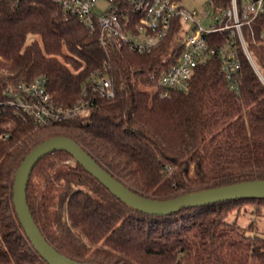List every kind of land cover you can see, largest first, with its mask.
<instances>
[{
  "label": "trees",
  "instance_id": "1",
  "mask_svg": "<svg viewBox=\"0 0 264 264\" xmlns=\"http://www.w3.org/2000/svg\"><path fill=\"white\" fill-rule=\"evenodd\" d=\"M225 11L232 0H212ZM246 0H238L240 6ZM175 20L162 42L139 53L105 47L98 31L68 14L57 0H0V264H49L29 240L13 203L15 173L41 141L76 139L134 191L171 198L192 191L264 178V81L239 46L240 93L229 86L222 60L199 64L187 92L161 95L158 67L172 62ZM264 76V12L244 27ZM224 43L229 32L209 35ZM113 79L116 94L99 96L76 118L39 126L8 103V88L47 78L54 102L69 107L90 77ZM150 87L149 88H147ZM28 203L47 240L61 253L94 264H264V231L227 219L236 199L153 215L116 197L66 151L34 167Z\"/></svg>",
  "mask_w": 264,
  "mask_h": 264
},
{
  "label": "built area",
  "instance_id": "2",
  "mask_svg": "<svg viewBox=\"0 0 264 264\" xmlns=\"http://www.w3.org/2000/svg\"><path fill=\"white\" fill-rule=\"evenodd\" d=\"M57 1L66 13L77 16L91 32L98 31L105 47H129L139 53L158 46L173 28L175 20L180 19L184 26L185 22L194 21L191 32L185 26L177 37L172 62L158 67L156 83L161 95L172 90L189 91L196 68L214 55L223 62L230 88L239 94L242 76L239 46L264 81L244 34V27L251 26L264 12V0H246L243 6L238 0H232V5L225 11H215V22L209 28L202 27L196 19L197 10L185 8L181 0H106L107 6L101 9L98 4L103 0ZM220 31L229 32V40L212 44L209 35ZM89 88L106 98L116 94L113 79L98 71L90 77L89 84L84 85L80 102L73 106H59L54 102L45 76L8 88V103L25 120L31 117L37 125L49 126L86 113L93 103ZM9 134L0 126V138H7Z\"/></svg>",
  "mask_w": 264,
  "mask_h": 264
},
{
  "label": "water",
  "instance_id": "3",
  "mask_svg": "<svg viewBox=\"0 0 264 264\" xmlns=\"http://www.w3.org/2000/svg\"><path fill=\"white\" fill-rule=\"evenodd\" d=\"M54 151L70 153L76 161L124 203L153 215H168L183 208L222 201L264 198V178L205 188L166 199L146 196L134 191L114 176L76 139L66 135L49 137L38 143L25 156L16 170L13 185V203L20 223L35 249L49 264H94L75 260L56 249L38 226L28 203L27 188L32 171L44 156Z\"/></svg>",
  "mask_w": 264,
  "mask_h": 264
},
{
  "label": "rangeland",
  "instance_id": "4",
  "mask_svg": "<svg viewBox=\"0 0 264 264\" xmlns=\"http://www.w3.org/2000/svg\"><path fill=\"white\" fill-rule=\"evenodd\" d=\"M181 4L189 10H197L196 19L202 27L209 28L211 24H214L216 10L212 0H181ZM106 6V0L100 1L98 4L99 9ZM185 26L191 32L194 21L185 22ZM147 88L150 89L148 86ZM227 219L242 225H248L249 222L253 221L257 231H264V202H244L235 205L233 210L228 213Z\"/></svg>",
  "mask_w": 264,
  "mask_h": 264
}]
</instances>
